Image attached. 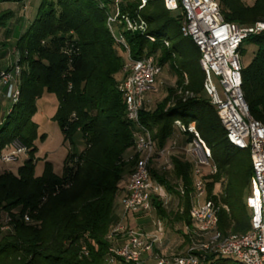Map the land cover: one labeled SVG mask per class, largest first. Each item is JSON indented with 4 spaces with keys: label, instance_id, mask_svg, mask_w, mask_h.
<instances>
[{
    "label": "trees",
    "instance_id": "obj_1",
    "mask_svg": "<svg viewBox=\"0 0 264 264\" xmlns=\"http://www.w3.org/2000/svg\"><path fill=\"white\" fill-rule=\"evenodd\" d=\"M20 1L24 0L0 3ZM216 2L226 21L247 27L264 23V0L251 5L244 0ZM116 9L120 15L145 24L144 31L126 30L124 22L115 26L130 57L152 55L161 70L169 62L177 80L179 75L187 76L185 85L182 79L177 85L193 94L183 100L168 90L160 101L140 111V123L150 130L156 144L164 147L174 134V120L185 125L194 121L216 164V172L204 179L208 198L219 207L218 230L227 235L245 233L249 228V151L228 143L214 107L207 97L202 98L200 53L190 38L181 35V10L173 18L174 11H168L163 0H145L143 5L141 0H39L34 18L14 45L22 67L20 96L0 119V157L15 137L24 141L29 153L33 151L37 130L32 115L44 92L56 97L54 121L64 140L79 131L83 148L79 154H67L62 175L53 172L48 162L40 175H34L30 154L16 173L2 167L0 159V216L5 213L9 217L8 229L3 230L0 223V264H109L113 242L107 235L115 221L120 184L133 166L129 155L134 131L124 117L125 102L117 89L127 61L122 60L118 48L125 47L107 26V16ZM12 17L13 11L1 9L0 28L7 27ZM246 44L255 49L249 63L242 65L241 88L250 114L264 120V28L242 41L241 54ZM4 70L8 66L0 68V72ZM188 134L190 141L193 135ZM154 162L150 178L177 196L182 209H168L152 195L153 210L172 227L190 224L192 163L178 155L170 156L168 168L155 167ZM216 186L219 191L214 195ZM83 245L87 256L80 252ZM201 264L241 263L209 253Z\"/></svg>",
    "mask_w": 264,
    "mask_h": 264
},
{
    "label": "built area",
    "instance_id": "obj_2",
    "mask_svg": "<svg viewBox=\"0 0 264 264\" xmlns=\"http://www.w3.org/2000/svg\"><path fill=\"white\" fill-rule=\"evenodd\" d=\"M29 1L24 0V3ZM141 2L143 5L145 0ZM163 4L168 11L180 9L184 16L180 26L181 35L190 38L199 50V64L204 72L202 88L216 111L226 140L233 147L249 151L252 173L246 206L250 211V225L241 234L224 235L218 230L219 207L208 198L204 179L216 172V164L210 146L197 131L194 121L185 125L178 119L174 120V127L179 132L193 135L186 147L178 145L175 140H171L167 146H158L150 130L140 123L139 113L151 103L147 95L154 90L161 66L155 63L152 55L131 58L128 54L117 89L124 98V117L134 127L129 155L133 166L120 184L123 194L122 212L107 235L113 242L109 247L107 261L109 264H149L151 260L153 264H201L205 254L214 253L231 257L241 264H264V120L250 114L244 99L240 52L242 41L250 33L263 29L264 24L247 27L226 21L216 0H163ZM122 22L126 30L130 31H144L145 24L120 15L118 9L107 16L110 32L127 49L123 36L114 33L115 26ZM149 39L153 40L152 37ZM15 76L17 71L0 72V86L10 89L8 97L12 103L19 98V86L13 81ZM182 92L180 96L183 100L193 96L188 91ZM177 148L184 150L186 159L192 163L190 224L184 225L188 246L184 253L161 255L157 250L161 233L129 227L127 221L128 216L153 210L152 195L167 206L170 193L150 178L149 169L152 162L165 154L175 155L173 152ZM26 152V146L14 144L10 151L2 154L1 159L7 162ZM178 191L183 194L182 186L178 187ZM24 219L28 217L24 216ZM80 252L87 256V247L81 246Z\"/></svg>",
    "mask_w": 264,
    "mask_h": 264
},
{
    "label": "rangeland",
    "instance_id": "obj_3",
    "mask_svg": "<svg viewBox=\"0 0 264 264\" xmlns=\"http://www.w3.org/2000/svg\"><path fill=\"white\" fill-rule=\"evenodd\" d=\"M244 1L251 5L255 0ZM38 2L39 0H31L28 3H24V1L0 3V10L10 9L13 11V17L10 19L7 27L0 28V56H2L0 59V68L3 66H8V70H11L12 72L17 71V76L14 77L13 81H15L16 85L18 86L22 67L20 65L17 66L19 52L14 45L19 34L34 18ZM178 14L179 11L177 10L172 12L171 16L173 18H177ZM259 23L264 24L261 22ZM114 33H117L116 29H114ZM254 49L255 48L252 44L244 45V50L241 54V63L243 66L249 63L251 57L253 56ZM118 53L121 55L123 61L127 60L128 51L126 48L122 49L119 47ZM174 65L178 67V61H176V59L174 60ZM178 79L179 80H177V75L171 64L169 62L165 63L160 74L156 78L154 90L147 95L152 104L160 101L167 94L168 90L174 91V94L179 96L182 95L183 89L181 86L177 85V82L182 79L184 81L183 84L185 85L187 83V76L179 75ZM214 81L218 91L221 92L217 79L214 78ZM9 92L10 89L7 86H0V93L3 95L0 96L2 100V105L0 104V119L11 106L12 102L8 97ZM201 95L202 98H206L205 93H201ZM35 104L36 111L32 115V121L36 125L37 137L34 140L33 151L29 153L27 148V152L25 154L16 155L13 159H10V161L7 162L2 161L0 157L2 161L1 166H6V169L16 173L19 165H21L30 154L34 161V175H40L47 162L51 164L53 172H55L57 175H62L67 154L70 151L75 154H79L82 151L83 142L81 139V133L79 131L75 132L70 140H64L61 130L54 121L57 100L53 94H47V92H44L39 98H37ZM189 137L190 134L181 133L177 128L174 127V134L171 140H175L178 145L186 147ZM14 144L24 145L27 147L22 139L15 137L10 142V149L8 151L12 149V145ZM174 151L175 152L173 153H175V155L186 158V154L181 148H177ZM170 156L171 155L165 154L163 157L158 158L154 162L155 167L166 165L168 168L170 165ZM126 169H129V166H126ZM218 191L219 189L216 186L213 190V194L216 195ZM122 196V192H118L116 197L117 209L114 219L115 221L120 218L122 212ZM179 202L180 200L177 196L170 194V200L166 207L168 209H172L173 211H176L178 208L181 210L182 207H179ZM128 217L129 219L127 221V226L129 227L140 228L148 232L159 231L161 233L159 243L157 244V250L161 255L181 254L185 252L188 244L187 239L183 234L184 227L182 224L175 223V225L172 227L170 224H167L166 219L159 217L154 210L150 211L149 213ZM8 218L9 217L5 213L0 216V223L3 224V230L8 229ZM149 264H153V261L151 260Z\"/></svg>",
    "mask_w": 264,
    "mask_h": 264
},
{
    "label": "crops",
    "instance_id": "obj_4",
    "mask_svg": "<svg viewBox=\"0 0 264 264\" xmlns=\"http://www.w3.org/2000/svg\"><path fill=\"white\" fill-rule=\"evenodd\" d=\"M1 95H2V93H0V96H1ZM2 96H3V95H2ZM1 101H2V100H1V98H0V104L2 105Z\"/></svg>",
    "mask_w": 264,
    "mask_h": 264
}]
</instances>
